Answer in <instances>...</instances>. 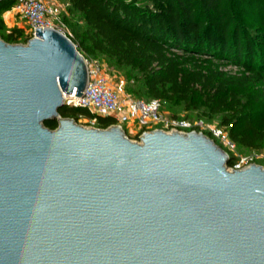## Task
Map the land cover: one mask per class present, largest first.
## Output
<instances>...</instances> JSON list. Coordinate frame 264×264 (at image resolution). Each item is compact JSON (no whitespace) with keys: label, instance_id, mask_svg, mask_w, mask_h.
I'll return each mask as SVG.
<instances>
[{"label":"water","instance_id":"1","mask_svg":"<svg viewBox=\"0 0 264 264\" xmlns=\"http://www.w3.org/2000/svg\"><path fill=\"white\" fill-rule=\"evenodd\" d=\"M87 80L58 29L0 36V264H264V168L227 170L202 133L61 117Z\"/></svg>","mask_w":264,"mask_h":264},{"label":"trees","instance_id":"2","mask_svg":"<svg viewBox=\"0 0 264 264\" xmlns=\"http://www.w3.org/2000/svg\"><path fill=\"white\" fill-rule=\"evenodd\" d=\"M10 1L0 2V16ZM63 1L84 23L81 49L129 66L142 81L137 92L208 105L214 112L226 110L231 114L227 123L242 115L247 131L240 134L230 128V139L248 147L264 141V90L256 89L264 83V48H259L264 41L234 19L230 0ZM260 23L264 30V19ZM0 36L17 43L20 33L12 30ZM219 60L242 70L230 73L215 63ZM58 111L75 121L91 116L84 108L66 104ZM113 122L111 116H98L101 128ZM44 125L55 129L58 122L47 120Z\"/></svg>","mask_w":264,"mask_h":264},{"label":"built area","instance_id":"3","mask_svg":"<svg viewBox=\"0 0 264 264\" xmlns=\"http://www.w3.org/2000/svg\"><path fill=\"white\" fill-rule=\"evenodd\" d=\"M67 5V3L62 5L58 0H13V4L4 12L17 14L28 24L29 31L24 41L17 42L25 44L35 36L36 27L55 28L60 31L55 24L57 12L59 8L64 9ZM84 58L88 80L82 94L79 96L73 91L63 95L66 105L81 107L90 113L89 118L79 117L88 125L101 128L98 124V116H111L114 122L106 128L119 126L127 138L139 143L141 136L154 130H162L166 133H202L222 147L229 159L234 158L230 165L226 163L227 170H240L255 164L230 153V151L234 152L236 145L225 128L200 119L191 121L183 116L167 114L163 111L161 99H143L134 96L121 84L111 81L104 63L89 60L85 56ZM123 123H127L126 128L122 126ZM261 166L264 168V165Z\"/></svg>","mask_w":264,"mask_h":264},{"label":"rangeland","instance_id":"4","mask_svg":"<svg viewBox=\"0 0 264 264\" xmlns=\"http://www.w3.org/2000/svg\"><path fill=\"white\" fill-rule=\"evenodd\" d=\"M62 5L64 2L58 0ZM13 1H10L8 6H11ZM231 8L233 9L234 19L240 22L241 26L249 28L254 36L261 38L264 35L263 27L260 25V20L264 19V0H230ZM55 24L60 28V31L68 36L76 45L79 52L83 54L89 60H98L104 63L106 67V73L109 75L111 81L115 84H121L129 93L136 97L143 99H151L149 95L143 91H138L142 86V81L134 76L133 70L129 66H125L117 63L114 59L106 57L105 55H91L85 53L81 49V37L84 34L85 27L79 14L67 11V7L64 9L59 8L57 12ZM0 20V33L4 37L6 34L14 30V33L19 34V42H22L29 31L28 24L19 15L11 12L9 15L2 17ZM20 31V32H19ZM264 43V42H263ZM259 48H264V45H259ZM217 63L220 68L228 70L230 73L238 74L242 70V67L226 60H219ZM256 89L264 90V83ZM163 111L167 114H173L177 116H183L195 121L197 119L203 120L206 123L215 124L225 128L227 132H230V128L234 132L240 134L247 131L246 125L243 123V116L240 115L238 119H233L229 123L225 122L226 119L231 117L230 112L221 110L214 112L208 105L198 104L197 106L187 105L183 101L178 99L162 100ZM76 123L84 127H92L84 122L83 119L76 120ZM124 128L127 127V123H123ZM236 147L234 152H231L236 157H243L251 163L264 165V141L253 147H248L237 140L234 141Z\"/></svg>","mask_w":264,"mask_h":264},{"label":"crops","instance_id":"5","mask_svg":"<svg viewBox=\"0 0 264 264\" xmlns=\"http://www.w3.org/2000/svg\"><path fill=\"white\" fill-rule=\"evenodd\" d=\"M63 1V0H62ZM64 2V1H63ZM64 4H65V2H64ZM11 12H3V15H2V17H5L6 15H9Z\"/></svg>","mask_w":264,"mask_h":264}]
</instances>
